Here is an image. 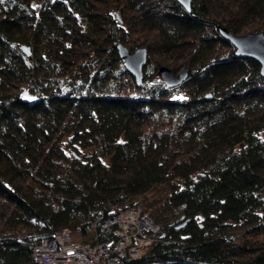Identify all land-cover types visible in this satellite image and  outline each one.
<instances>
[{"label": "trees", "instance_id": "trees-1", "mask_svg": "<svg viewBox=\"0 0 264 264\" xmlns=\"http://www.w3.org/2000/svg\"><path fill=\"white\" fill-rule=\"evenodd\" d=\"M222 25L264 31V0H0V264L66 227L113 238L132 206L160 228L123 264H264V77ZM119 42L147 47L141 84ZM155 53L188 77L167 86Z\"/></svg>", "mask_w": 264, "mask_h": 264}, {"label": "built area", "instance_id": "built-area-1", "mask_svg": "<svg viewBox=\"0 0 264 264\" xmlns=\"http://www.w3.org/2000/svg\"><path fill=\"white\" fill-rule=\"evenodd\" d=\"M141 206L121 210L105 220L102 232L114 237L94 242L75 239L74 229L66 227L53 237L41 240L33 249L35 264H123L125 258H142L154 245L159 230Z\"/></svg>", "mask_w": 264, "mask_h": 264}, {"label": "water", "instance_id": "water-1", "mask_svg": "<svg viewBox=\"0 0 264 264\" xmlns=\"http://www.w3.org/2000/svg\"><path fill=\"white\" fill-rule=\"evenodd\" d=\"M179 3L187 10L191 11L192 0H178ZM221 36L226 38L235 47V54L238 57H250L257 60L261 65L260 73L264 77V31H247L243 34H236L230 31L224 25L219 26ZM120 60L124 63L126 69L135 78L138 84L144 80V69L148 60V49L146 46H140L134 50L130 49L125 43L116 44ZM23 51L27 55L31 53L29 45L22 46ZM158 73L165 84L169 87L180 85L189 75L190 67L185 66L179 72H176L167 65L158 66ZM23 97L32 101L34 98L27 89L23 92ZM210 97V94H208ZM189 219H185L178 223L177 229L183 228Z\"/></svg>", "mask_w": 264, "mask_h": 264}, {"label": "rangeland", "instance_id": "rangeland-1", "mask_svg": "<svg viewBox=\"0 0 264 264\" xmlns=\"http://www.w3.org/2000/svg\"><path fill=\"white\" fill-rule=\"evenodd\" d=\"M80 37V35L78 36ZM83 39L78 40L77 44H74V55L73 59H77L78 61L82 59H90V53L92 51V43L90 42L89 39L86 37H82ZM134 50V49H133ZM76 57V58H75ZM152 59L158 63V66L160 65H167L176 72H179L182 70L185 66V60L182 58L179 53H171V54H154L152 55ZM87 69H81L80 72H86ZM144 210V207L141 206ZM3 210L2 205L0 204V212ZM1 224V221H0ZM95 235L96 232L91 229L87 233L83 234L81 231L74 230V236L75 239H78L80 241H87V242H93L95 241Z\"/></svg>", "mask_w": 264, "mask_h": 264}]
</instances>
